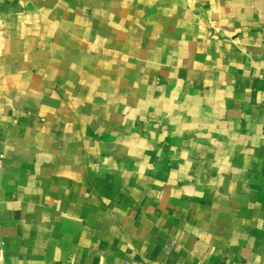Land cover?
I'll return each mask as SVG.
<instances>
[{"label": "crops", "instance_id": "1", "mask_svg": "<svg viewBox=\"0 0 264 264\" xmlns=\"http://www.w3.org/2000/svg\"><path fill=\"white\" fill-rule=\"evenodd\" d=\"M0 246L264 264V0H0Z\"/></svg>", "mask_w": 264, "mask_h": 264}, {"label": "built area", "instance_id": "2", "mask_svg": "<svg viewBox=\"0 0 264 264\" xmlns=\"http://www.w3.org/2000/svg\"><path fill=\"white\" fill-rule=\"evenodd\" d=\"M171 244L167 245L166 250H165L166 253H169L171 251V248H172ZM3 258H4V253H3L2 247L0 246V260H3ZM124 264H143V263L136 261V260H133V259H127V260H125ZM163 264H167V263H163ZM236 264H250V263L247 262L246 260H244V261H240Z\"/></svg>", "mask_w": 264, "mask_h": 264}]
</instances>
